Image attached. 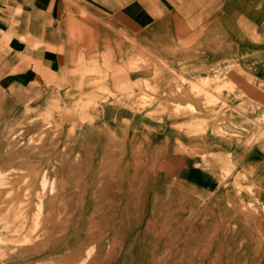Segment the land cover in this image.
Masks as SVG:
<instances>
[{"label":"rangeland","instance_id":"1","mask_svg":"<svg viewBox=\"0 0 264 264\" xmlns=\"http://www.w3.org/2000/svg\"><path fill=\"white\" fill-rule=\"evenodd\" d=\"M95 62L41 92L0 86V264H264L261 180L224 146L264 137V108L234 77L261 60L170 80L161 62L130 58L122 69L152 75L127 89ZM110 99L160 128L105 122ZM195 162L217 173L213 187L189 182Z\"/></svg>","mask_w":264,"mask_h":264},{"label":"crops","instance_id":"2","mask_svg":"<svg viewBox=\"0 0 264 264\" xmlns=\"http://www.w3.org/2000/svg\"><path fill=\"white\" fill-rule=\"evenodd\" d=\"M135 57L161 62L162 75L170 80L204 75L219 60H261L256 83L241 68L236 86L264 108V0H0L4 90L41 92L65 82L64 76L78 75L91 61L102 71L106 65L114 71L108 73L115 77L109 85L127 89L130 81L152 75L122 69L121 61ZM100 106L105 122L133 131L160 128V120L147 111L112 99ZM210 145L218 155L224 144L214 137ZM224 146L235 170L245 166L261 180L264 195V137L252 145ZM200 164L190 167L187 179L200 188L213 187L217 173Z\"/></svg>","mask_w":264,"mask_h":264},{"label":"bare ground","instance_id":"3","mask_svg":"<svg viewBox=\"0 0 264 264\" xmlns=\"http://www.w3.org/2000/svg\"><path fill=\"white\" fill-rule=\"evenodd\" d=\"M86 15V14H85ZM213 17V16H212ZM210 19V18H209ZM200 24V23H199ZM188 32V31H187ZM66 33V32H65ZM136 45V44H135ZM141 48V47H140ZM105 54V53H104ZM2 56V55H1ZM82 58V57H81ZM73 60H75V59H73ZM83 60V59H82ZM90 60V59H89ZM107 61H105V63H106ZM96 63H97V61L95 62V67H97L96 66ZM91 64H92V62H91ZM86 66L88 65V69L91 67H89V63L88 64H85ZM84 65V66H85ZM93 65V64H92ZM87 68H85L84 67V69H87ZM98 68V67H97ZM71 69H73V68H71ZM77 69V68H76ZM87 69V70H88ZM91 70V69H90ZM92 70H93V68H92ZM74 71H76L75 70V67H74ZM78 71H80V70H78ZM100 71V70H99ZM84 72H85V70H84ZM94 72V71H93ZM174 72V71H173ZM260 72V69L259 70H257L256 72H254V71H252L251 73H252V77L251 76H248L249 78L248 79H251V81H253V82H255V79H254V77L253 76H255L254 74L255 73H259ZM73 73V72H72ZM96 73V72H95ZM66 75V74H65ZM234 77H235V80L237 81V80H239L240 78H241V75H240V73L239 72H237L236 71V73L234 74ZM245 77V76H244ZM247 77V76H246ZM256 83V82H255ZM201 84L200 83H195V84H193L192 86H193V88H197V86H200ZM48 87V86H47ZM15 90V89H14ZM81 104V103H80ZM227 104V103H226ZM231 104V103H230ZM64 105V104H63ZM82 105V104H81ZM85 108H86V106H84ZM80 108V107H79ZM80 109H82V108H80ZM85 110V109H84ZM82 111V110H81ZM62 112V111H61ZM86 112V111H85ZM78 113H80V111L78 112ZM99 113V112H98ZM84 114V113H83ZM69 116V115H68ZM86 116V115H85ZM87 117V116H86ZM85 119V118H84ZM165 127V126H164ZM193 133V132H192ZM172 135V134H171ZM173 136V135H172ZM173 138V137H172ZM178 140V139H177ZM179 141V140H178ZM160 163V162H159ZM159 163H158V165H159ZM176 165V164H175ZM160 171V170H159Z\"/></svg>","mask_w":264,"mask_h":264}]
</instances>
